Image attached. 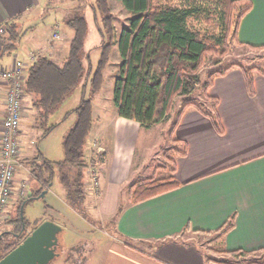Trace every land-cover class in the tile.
<instances>
[{"label": "crops", "instance_id": "0c3cea01", "mask_svg": "<svg viewBox=\"0 0 264 264\" xmlns=\"http://www.w3.org/2000/svg\"><path fill=\"white\" fill-rule=\"evenodd\" d=\"M250 1L251 9L239 23L238 39L263 45L264 0ZM33 3L0 0V24L19 14L16 20L26 16ZM51 35L69 40L72 32ZM55 45L51 39L45 50L53 51ZM62 54L57 50L45 55L60 65ZM13 60L0 64L10 65ZM236 76V90L227 84L215 95L218 128L202 115L179 119L177 139L185 145V153L174 158L173 175L179 185L138 202L131 201L128 191L132 183L143 179L142 168L133 167L142 127L119 116L114 103L107 107L92 103L93 120L85 143L88 180L82 203L94 201L92 210L99 214V222H109L113 232L99 264H223L210 259L231 257L226 252L234 250L248 253L236 258V264H247L249 253L264 248V75H255L252 94L243 72ZM1 114L0 110V119ZM90 163L96 188L89 183ZM160 169L152 176L172 174L170 168L167 172ZM16 175L13 190L18 188ZM39 182V188L49 191L51 181ZM227 223L231 226L220 238L199 242L200 236L216 235Z\"/></svg>", "mask_w": 264, "mask_h": 264}, {"label": "trees", "instance_id": "16d2710c", "mask_svg": "<svg viewBox=\"0 0 264 264\" xmlns=\"http://www.w3.org/2000/svg\"><path fill=\"white\" fill-rule=\"evenodd\" d=\"M129 10L137 12L128 27L123 28L117 39L121 58L118 73L113 84V103L121 117L137 121L141 127H150L159 123L169 114L177 96H181L183 105L177 112L179 117L188 107L196 105L191 95L197 90H207L216 76L223 75L232 66H239L245 79L248 92L253 93L255 74L264 75V66L252 65L246 69L234 61L212 70L207 80L199 86V71L213 63V58L225 55L235 47L249 50L263 49V45H252L238 39V27L242 17L251 9L250 0H120ZM96 5L103 19L106 32H113V15L108 0H96ZM20 16L1 23L4 33L0 34V61L17 47L21 33ZM71 29L68 52L59 65L46 55H37L26 67L23 80L24 94H35L33 103L36 117H46L77 86L82 85V94L76 107L65 114L74 112L76 120L62 139L64 159L53 162L40 151L36 157L42 158V166L47 174L44 179L40 173L37 178L49 183L54 175V167L62 169L61 180L66 187L69 201L74 200L81 206L85 196L82 187L84 148L92 124V100L85 96V87L90 86V94L98 93L103 84V72L109 61L111 42H102L100 56L95 67L87 54V64L81 59L84 40L87 34V21L77 16L66 21ZM224 48L221 50L220 47ZM217 104L215 96H207ZM215 127L218 119L211 117ZM58 123L44 130L41 138L47 136ZM181 143L175 139L167 149L173 150L174 156L166 153L167 164L172 174L166 177H147L132 183L129 196L132 202H138L162 192L176 188L179 182L174 178L175 155L184 154L177 146ZM184 144V143H183ZM28 163L31 171L35 166L33 160L20 159ZM42 188V187H41ZM40 188V189H41ZM39 191L19 201L15 223L12 231L0 233V259L20 243L36 225L26 227L27 218L20 213L21 203L30 201ZM73 202V201H72ZM123 205H120L118 211ZM231 226L223 225L215 239L220 238ZM264 248L249 254L263 252ZM231 257L214 258L223 264H236V258L247 255L243 250L226 252ZM249 258V257H248ZM246 259L247 264H264V254L254 259ZM234 260V261H233Z\"/></svg>", "mask_w": 264, "mask_h": 264}, {"label": "rangeland", "instance_id": "374dc122", "mask_svg": "<svg viewBox=\"0 0 264 264\" xmlns=\"http://www.w3.org/2000/svg\"><path fill=\"white\" fill-rule=\"evenodd\" d=\"M33 2L26 16L19 19L20 32H23V34L18 40L17 47L9 54H5L1 62L7 63L18 56L25 61L27 67L30 61L28 59L29 55H52V53L54 55L57 50L60 55L63 52L62 60H64L68 52L69 40L62 37L53 38L51 34L54 31L60 33L71 32V29L66 26V21L77 16L84 17L87 21V34L81 51L84 66L87 64L86 56L89 53V60L92 66L95 67L101 52L98 45L102 42L112 43L109 61L103 72L104 80L100 91L94 95L90 94V86L87 84L85 96L90 97L95 105L101 104L107 107L110 103H113V84L121 62L117 39L121 30L129 26L131 19L137 12L127 9L120 0H108L113 15V32L109 35L103 25L102 15L97 8L96 0H33ZM51 39L53 43H56L53 51L51 50L52 52L45 50L49 48ZM223 48V46L220 47L221 50ZM30 52L32 53L30 54ZM234 61L240 63L246 69L252 65L262 67L264 66V48L249 50L244 46L235 47L228 54L216 55L212 60L213 63L206 64L199 71L200 83L198 87L200 88L206 82L208 74L212 70ZM239 72H242L241 67L232 66L223 75L216 76L213 80L214 84L209 86L207 90H197L190 96L194 99L196 105L188 107L179 117H177V112L182 107L183 102L181 96H177L173 108L162 121L150 127H142L137 138V152L133 163L135 170L139 167L142 168L140 171L143 175L140 178L152 177L156 171H162L160 168L166 169L167 172L170 164H167L168 159L165 153L169 157L174 156L172 154L174 151L167 148L173 145L174 140L179 137L181 131L179 128L176 130L179 119L185 115L188 118L199 115L217 118L218 105L207 99V96H217L220 88L227 86V84L233 90H236L239 82L237 83L235 77H237L236 73ZM82 88V85H79L73 89L46 117H36V110L33 107V103L37 99L35 94H24L22 97L18 135L20 159L33 160L35 166L31 171L29 164L22 161L24 168L21 167L16 175L18 188L13 190L11 199L7 204L4 221L0 224V233L12 231L13 226L17 224V222L9 223L8 221L16 218L19 201L39 191L37 196L35 195L30 201L21 203L20 213L28 220L27 228L32 225L37 226L45 217L62 227L58 233L57 255L48 264H99L106 243L113 233L109 222H99V214L97 211L92 210V207H95L94 201L91 204L87 203L85 206L83 203L80 206L74 200L69 201L70 196L67 195L66 187L61 180L62 169L57 165L54 167V175L51 179L49 191L39 188L40 182L37 176L42 173L44 177L46 171L45 167L41 165L42 158H35L34 156L41 151L47 159L53 162H60L64 159L62 139L76 120L74 112L67 114V116L70 115L68 118L67 116L64 118V114L77 106ZM62 120L64 122L59 127L41 138L46 128ZM177 147L181 150L185 149V145L182 143H179ZM85 157L86 148L84 149V159ZM142 165L144 166L141 167ZM87 172V165H84L82 177L84 190L88 180ZM22 184H25L24 193L21 191ZM124 192H126V189H124ZM213 235L200 236L198 240L206 244V242L215 239V235ZM262 254H264V251L256 252L249 255L248 259L260 257Z\"/></svg>", "mask_w": 264, "mask_h": 264}, {"label": "built area", "instance_id": "2783aa9c", "mask_svg": "<svg viewBox=\"0 0 264 264\" xmlns=\"http://www.w3.org/2000/svg\"><path fill=\"white\" fill-rule=\"evenodd\" d=\"M5 29L0 24V34ZM54 36H57L54 34ZM32 55V54H31ZM29 55L30 61L35 57ZM29 61V62H30ZM26 63L22 58L16 57L10 65H0V224L4 221L5 211L13 194L15 175L23 167L20 160L19 140L20 118L22 109L23 78ZM4 89V90H3ZM2 91H5L4 96ZM97 157V156H96ZM90 183L96 188L98 181L93 168L89 164ZM22 193L24 186L22 184Z\"/></svg>", "mask_w": 264, "mask_h": 264}, {"label": "water", "instance_id": "95a60500", "mask_svg": "<svg viewBox=\"0 0 264 264\" xmlns=\"http://www.w3.org/2000/svg\"><path fill=\"white\" fill-rule=\"evenodd\" d=\"M61 228L50 219L41 221L0 259V264H48L57 255L58 233Z\"/></svg>", "mask_w": 264, "mask_h": 264}]
</instances>
